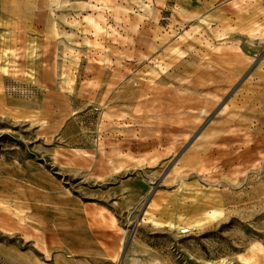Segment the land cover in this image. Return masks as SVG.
Instances as JSON below:
<instances>
[{
	"label": "rangeland",
	"instance_id": "374dc122",
	"mask_svg": "<svg viewBox=\"0 0 264 264\" xmlns=\"http://www.w3.org/2000/svg\"><path fill=\"white\" fill-rule=\"evenodd\" d=\"M27 1L0 0V264H264V0Z\"/></svg>",
	"mask_w": 264,
	"mask_h": 264
},
{
	"label": "bare ground",
	"instance_id": "6f19581e",
	"mask_svg": "<svg viewBox=\"0 0 264 264\" xmlns=\"http://www.w3.org/2000/svg\"><path fill=\"white\" fill-rule=\"evenodd\" d=\"M26 7L29 10L32 9V1L31 0L27 1ZM88 21H89L90 24L94 25L97 29H99V24H98V22L96 21V19L93 16L88 17ZM47 34L49 35L48 36L49 38L53 37L52 30H48ZM76 152L87 154L86 152L81 151V150H76ZM2 210L7 211V208L3 207Z\"/></svg>",
	"mask_w": 264,
	"mask_h": 264
}]
</instances>
